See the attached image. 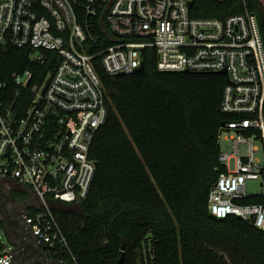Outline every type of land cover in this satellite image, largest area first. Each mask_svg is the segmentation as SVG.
Here are the masks:
<instances>
[{
    "label": "built area",
    "instance_id": "obj_1",
    "mask_svg": "<svg viewBox=\"0 0 264 264\" xmlns=\"http://www.w3.org/2000/svg\"><path fill=\"white\" fill-rule=\"evenodd\" d=\"M194 3L0 0V44L27 47L35 62L52 60L48 50L56 55L55 66L40 83L33 84L31 69L11 75L0 71V177L34 192V210L23 213L24 233L39 246L49 245L43 255L53 258L56 246L70 249L55 209L84 199L96 173L91 148L107 120L110 97L94 58L100 56L111 74L132 73L143 66L147 47H155L161 71L227 74L222 110L237 118L221 127L220 137L229 134L225 140L231 150L220 152L227 171L213 186L208 206L218 218L237 215L264 230V204L235 201L264 195V42L259 23L248 9L225 17H196L191 14ZM108 40L104 49L89 52ZM249 180L259 181L261 190L249 192ZM3 244L0 264H12L16 251ZM31 251L24 249L29 261L35 258ZM55 260L69 264L63 256Z\"/></svg>",
    "mask_w": 264,
    "mask_h": 264
},
{
    "label": "trees",
    "instance_id": "obj_2",
    "mask_svg": "<svg viewBox=\"0 0 264 264\" xmlns=\"http://www.w3.org/2000/svg\"><path fill=\"white\" fill-rule=\"evenodd\" d=\"M246 9L264 42V0H195L191 14L225 17ZM47 53L52 60L35 62L27 47L0 44V71L31 69L33 84L40 83L55 66V52ZM143 55L144 68L127 74H111L94 58L110 97L91 148L96 173L83 201L55 209L70 249L56 246L51 256L117 264L125 244L124 264H264V230L237 215L215 217L208 206L227 171L219 160L221 127L237 118L222 110L227 74L161 71L155 47ZM235 201L264 204V195Z\"/></svg>",
    "mask_w": 264,
    "mask_h": 264
},
{
    "label": "flooded vegetation",
    "instance_id": "obj_3",
    "mask_svg": "<svg viewBox=\"0 0 264 264\" xmlns=\"http://www.w3.org/2000/svg\"><path fill=\"white\" fill-rule=\"evenodd\" d=\"M5 189L0 188V205H2L4 207V209H6L5 207L8 206L6 204H10L13 203L14 206L11 210L10 213H8V218L7 216L3 215V213L0 215L1 216V220H0V225L7 231L10 240H17L19 238L25 237V233H24V222H23V213L25 211L26 208H22V206L19 205L18 200H15V198L13 197V194H10V191L8 192V196L4 195ZM9 207H7L6 210ZM24 209V211H23ZM7 220H9V222H7ZM10 228H14L15 232H12L10 230ZM30 241H35V239L33 238V236L31 235H27ZM24 255V251L21 252L19 251L18 253H16V259L12 264H20L21 259ZM35 258L33 260L28 261L26 264H43L44 262L42 261L43 258V254L41 249L36 252L34 254Z\"/></svg>",
    "mask_w": 264,
    "mask_h": 264
},
{
    "label": "water",
    "instance_id": "obj_4",
    "mask_svg": "<svg viewBox=\"0 0 264 264\" xmlns=\"http://www.w3.org/2000/svg\"><path fill=\"white\" fill-rule=\"evenodd\" d=\"M193 2L190 3V5H192ZM144 68V66H141L138 70H142ZM227 70L224 69L223 72H226ZM189 72V71H186ZM124 74V73H122ZM229 81V80H228ZM241 133H244V131H241ZM5 196H8V192H4ZM81 200L83 201V198H81ZM19 205L22 206V208H27V204L26 202H19ZM14 206V204H12V207ZM11 208V207H9ZM24 211V209H23ZM3 213V215L7 216L8 212L6 209H4V207L2 205H0V215ZM213 215V214H212ZM214 216V215H213ZM216 217V216H215ZM8 218V216H7ZM1 216H0V220H1ZM7 222H9V220H7ZM10 240V239H9ZM12 246L14 247L16 253H18L19 251L23 252L24 249L26 248H31V254L35 253L37 250H42V249H46L47 247H49L48 244L43 245V246H39L35 243V241H30L29 239H26L25 237L22 236V238H19L17 240H10ZM29 261V258L26 255H23L20 264H26ZM42 261L44 262L43 264H60L59 262H57L55 259L43 255ZM125 262V244L122 247V254L120 256V258L117 260V264H124Z\"/></svg>",
    "mask_w": 264,
    "mask_h": 264
},
{
    "label": "crops",
    "instance_id": "obj_5",
    "mask_svg": "<svg viewBox=\"0 0 264 264\" xmlns=\"http://www.w3.org/2000/svg\"><path fill=\"white\" fill-rule=\"evenodd\" d=\"M0 188L5 189V191H7V192L10 191V194L11 195L13 194V197L15 198V200H18L21 202H26L27 208L25 210H29V211L34 210V208H35L34 205H35V203H37V201L35 199V194L31 189H29L23 185H20V184L14 182L13 180L3 178V177H0ZM12 204L13 203L6 204V205H8L5 207L6 209H7V207H11V208H8L9 209V210H7L8 213H10L12 208H13ZM10 230L12 232H15L14 228H10ZM7 235H8V233H7ZM8 238H9V235H8ZM38 251L39 250H37L36 252H38Z\"/></svg>",
    "mask_w": 264,
    "mask_h": 264
},
{
    "label": "rangeland",
    "instance_id": "obj_6",
    "mask_svg": "<svg viewBox=\"0 0 264 264\" xmlns=\"http://www.w3.org/2000/svg\"><path fill=\"white\" fill-rule=\"evenodd\" d=\"M229 134L223 133L220 137V146H221V150H226V151H230L231 150V143L229 140H225L226 137H228ZM257 144L260 146V144L257 142ZM246 149V145L242 144L241 146V152L244 153ZM257 158L261 157V153L258 152L257 153ZM249 185V192H253V193H257L261 190L260 188V183L257 180H249L248 182ZM0 237L1 240L6 244V246H12L10 240L8 239V235L7 232L5 231V229L0 225ZM137 261L140 263V254L138 253L137 256Z\"/></svg>",
    "mask_w": 264,
    "mask_h": 264
}]
</instances>
